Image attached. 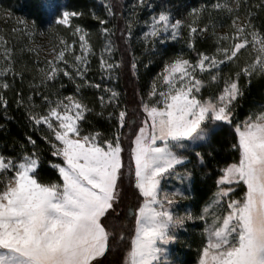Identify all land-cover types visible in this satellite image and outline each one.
I'll use <instances>...</instances> for the list:
<instances>
[{"label":"snow or ice","instance_id":"1","mask_svg":"<svg viewBox=\"0 0 264 264\" xmlns=\"http://www.w3.org/2000/svg\"><path fill=\"white\" fill-rule=\"evenodd\" d=\"M243 5V15L241 0H233L232 5L217 0L191 7L187 24L175 18L166 4L150 16L143 36L146 43L178 41L187 27V47L196 58L193 61L182 53L169 57L153 79L147 98L141 97L144 115L138 126L129 125L135 130L131 132L127 168L121 137L128 112L120 107V93L115 88H104L107 97H98L101 108L106 104L113 107L108 119H115V130L105 136L83 127L92 109L80 98L81 89L101 88L100 83L87 78L90 57L96 55L90 33L74 24L84 13L54 2L42 5L52 22L69 29L74 39L60 37L59 47L51 49L53 58L43 67H39V60L34 62L38 83L33 77L29 81L33 94L25 103L22 92H17L16 103L25 109L34 131L41 126L47 129L48 135L41 139L57 158L47 161L57 176L41 178L44 158L31 135L15 154L0 152V264H183L174 258L172 248L187 246L180 233L196 221L204 222L196 264H264V103L250 108L243 118L237 113L246 87L254 78H264V28L255 22L257 13L248 8L247 0ZM146 6L154 7L146 5V0H137L132 16L135 8ZM252 7L264 8V0ZM104 8L109 17L115 15L111 4L105 2ZM213 11L228 15L229 32L217 33ZM206 14L208 20L200 26ZM92 16L99 21L104 38L100 69L107 79H116L122 62L112 59L117 50L111 39L115 33L106 27L109 20L95 12ZM17 24L12 31H22L30 41L37 34L35 19L20 18ZM126 25V41H130L132 20ZM205 33L213 38L211 52L196 47V37ZM8 43L0 36L4 62L0 67V105L5 111L6 93L17 77L24 80ZM27 51L39 56L33 48ZM245 53L248 59L241 64ZM225 68L235 70L224 73ZM131 70L133 75L138 73L135 58ZM61 75L75 84L73 95H57L53 100L39 91L54 85ZM212 84L217 85V92L205 97L204 89ZM34 96H40L44 111H36ZM225 126L233 134L230 147L236 158L219 169L216 191L200 212L176 214L173 208L177 200L189 197L180 190L165 191L164 181L174 178L191 186L196 173L187 168V153L194 151V145L206 149L194 152L198 163L205 165L206 156H214L216 137ZM180 168L185 170L180 172ZM125 181L134 189L137 201L130 206V217L123 207ZM238 189L242 194H237ZM125 220L131 221L130 228ZM116 253L119 259H109Z\"/></svg>","mask_w":264,"mask_h":264},{"label":"trees","instance_id":"2","mask_svg":"<svg viewBox=\"0 0 264 264\" xmlns=\"http://www.w3.org/2000/svg\"><path fill=\"white\" fill-rule=\"evenodd\" d=\"M46 2H54L67 8V10H75L83 12L84 15L74 20V24H79L87 29L90 33L89 39L95 50L96 55L90 57L89 71L87 78L92 83H100L99 90L95 88L84 87L81 89L80 98L86 103L91 112L86 114V119L83 122V127L86 131L99 130L105 136L114 131L115 119L111 121L108 119V114L113 112L112 106L101 108L99 95L107 93L103 92L104 88H115L120 93V107L126 108L128 112L126 127L122 130L121 137L125 167L130 163L129 149L131 147V140L133 136L131 132L135 129L130 128L129 125L138 126V118L141 117L140 101L143 96L147 98V92L153 79L160 73L163 68V62L171 56L183 54L185 58L195 60V53L191 52L187 47L188 29L185 27L182 32V38L178 41H167L166 44L156 43L152 45L144 41V32L146 26L150 21V16L158 10L161 4H166L171 7L174 17L182 19L185 24L191 21L188 16L191 7H198L204 4H211L217 0H146V5H153L154 7L135 8V16H132L134 11L133 5L137 0H0V36H4L8 40V47L12 48L15 55V67L18 72L24 73V80L21 82L17 77L13 87L6 93L8 101L7 111L3 105H0V152L8 154H15L19 151V144L25 142L26 137L31 135L37 141L39 150L43 154L44 163L42 164V179H55L57 173L50 168L47 161H57V158L52 157L48 151V144H46L41 137L48 135L47 129L43 126L39 130L34 131L29 125L25 115V109L17 106V92H22L25 103L27 97L33 94L32 89L29 88V81L33 77H37L38 83L39 73L34 63L39 60V67H43L45 61L52 59L51 49L59 47V38L63 37L69 41L74 39L70 34L69 29L56 25L52 22V18L45 7L42 5ZM109 3L112 6L114 16L109 17L104 8V3ZM221 3L233 4V0H219ZM248 8L253 13H257L254 17L258 26L264 28V8L257 9L252 7L261 3V0H247ZM246 8L241 0L240 13L243 15ZM95 12L97 16L102 19L109 20L106 27L110 28L115 34L111 37L116 45V51L112 59L115 62H122V67L116 69V79L109 80L104 72L100 69V52L104 44V38L101 33V25L99 21L93 19L92 13ZM212 19L217 23L216 31L218 34L229 32L230 19L225 12L211 13ZM20 18H27L29 21L35 19L37 22V34L31 37L25 35L22 31L13 32L14 28H18L17 20ZM132 20V38L126 41L127 25L126 21ZM208 20L207 14L199 22L203 26ZM223 25V26H220ZM40 32L43 34L41 35ZM196 47L201 51L211 52L214 49L213 38L210 33H205L203 37H196ZM33 48L39 52V56L35 52H28L27 49ZM77 51H79L77 47ZM133 58L138 62V73L133 75L131 70V62ZM248 59V54L240 58V63ZM3 60L0 58V67H3ZM27 65V68H25ZM234 68H225L224 73L234 71ZM12 82V77L7 78ZM207 79V77H205ZM61 83L64 85L60 87ZM243 83V81H242ZM218 90L217 85L212 84L206 87L203 95H214ZM40 92L50 96L53 100L57 95H73L75 93V84L61 75L60 79L51 85L48 89H39ZM34 101L38 105L36 111H44L45 105L40 96H34ZM264 103V78H254L251 86L246 87L245 96L240 101L241 106L237 109L238 115L243 118L245 114L253 106ZM7 117V118H6ZM233 141V134L231 130L225 126L216 137V150L213 157L206 156V164L200 165L195 158V151L207 150L193 146L194 151L187 153L189 162L187 168L194 170L196 173L195 182L189 186L185 185L184 194L188 199H180L179 209L183 214L191 212L197 214L203 207L209 203L216 191L215 180L219 174V169L225 164L230 163L236 158V153L231 149L230 145ZM31 145L27 148L31 150ZM185 169L180 168L183 172ZM173 179V178H170ZM167 181V180H166ZM164 181V187L165 182ZM172 182V181H170ZM136 197L134 189L125 181L124 185V202L123 207L128 216H131L130 206L136 204ZM125 224L131 227V221L125 220ZM203 221L189 222L187 231L180 233L183 240L187 241V246L184 244L174 245L172 252L175 257L183 264H196L198 259L197 249L201 246ZM127 230V229H125ZM109 259H119V253L109 257Z\"/></svg>","mask_w":264,"mask_h":264},{"label":"rangeland","instance_id":"3","mask_svg":"<svg viewBox=\"0 0 264 264\" xmlns=\"http://www.w3.org/2000/svg\"><path fill=\"white\" fill-rule=\"evenodd\" d=\"M146 30H147V26H146ZM143 115L144 114H143V112L141 110V117L138 118V125L140 124L141 120L143 119ZM170 181H172V182H170ZM185 185H186V183L181 184L180 181H178V180L173 178V179H167V181L165 182V187L164 188H165V191H168V192H172V191H175V190H180V191L184 192ZM237 194L238 195L242 194V190L238 189L237 190ZM179 200L180 199L177 200V202H176V204H175V206L173 208V211L176 214L184 215L179 209V204H180ZM174 258H176L175 255H174Z\"/></svg>","mask_w":264,"mask_h":264}]
</instances>
